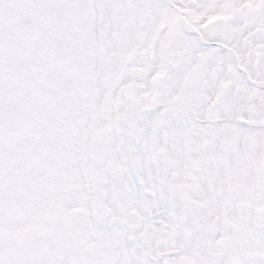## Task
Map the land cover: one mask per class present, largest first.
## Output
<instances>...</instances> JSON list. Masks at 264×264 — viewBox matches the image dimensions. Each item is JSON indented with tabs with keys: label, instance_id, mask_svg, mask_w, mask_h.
Wrapping results in <instances>:
<instances>
[{
	"label": "bare ground",
	"instance_id": "obj_1",
	"mask_svg": "<svg viewBox=\"0 0 264 264\" xmlns=\"http://www.w3.org/2000/svg\"><path fill=\"white\" fill-rule=\"evenodd\" d=\"M199 1L109 0L108 7L104 8L102 0H90L95 16L90 45L85 50L75 46L69 53H56L61 71L59 76L63 74V82L68 80L65 89L69 88L76 94L77 110L72 111L73 118L69 120V116L61 126L54 123L56 119L49 116L51 108L47 101L51 100L55 89L50 90L39 83L38 89L31 88V85L25 88L33 89V99H39L33 103L35 119L31 121L26 115V100H22L25 96L19 98L18 95L15 116L18 123L4 125L0 129V134H9L10 139L16 141L20 152V138L22 135L28 137L25 122L28 121L31 136L24 139L21 151L25 167L36 159L49 165L57 164L60 168L75 166L80 186L77 193L66 196L70 202L63 206V210L66 215L84 211L93 232L105 235L108 232L112 246L116 247L119 230L118 224L107 219L106 210L119 217L120 224L136 216L139 218V221L129 224L127 249L118 251L116 264H195L201 254V241L197 237L191 241L195 228L188 209L187 192L198 175L209 212L213 218L221 220V231L213 249L219 247L224 235L225 197L218 194L222 182H226L224 189H232L225 166L235 167L232 162L226 163L225 153L235 148V143L230 149L224 144L235 137L229 126L240 119L235 107L234 93L239 89L236 84L232 86L234 100L228 102L226 95L230 89V73L237 68L239 77L236 79L239 81L243 75L246 78V97L256 92L264 96V67L260 66L264 53V10L257 11L256 15L254 11L257 5L264 7V0H208L207 11L203 13L206 17H201L191 7L193 2ZM216 1H219L217 5L220 8H226L224 16L217 19L213 18ZM231 16L235 18L233 30L243 32L242 35L229 37L219 24L215 34L222 38L217 40L220 49L208 45L212 40L208 22L219 20L225 24ZM249 24L251 28L245 30ZM174 43H185V52L197 44V67L207 68L205 82L210 95L199 112L193 110L189 113L181 109L188 100L183 99L184 95L181 97L184 82L178 73L173 75L172 83L167 82L168 68H164V61L168 46ZM231 53L237 59V67ZM135 60L137 65H134ZM144 60H148L146 66ZM177 67L178 70L184 68L183 64ZM146 72L149 73L147 76ZM17 88L24 89L21 86ZM49 95L45 103L40 101ZM250 101L243 105L241 119L248 125L264 128V120L259 116L253 117ZM256 104L262 107L259 112L263 116L264 99L257 100ZM141 114L143 117L139 116ZM189 114L192 122L185 125ZM48 117L53 118L51 123ZM53 132L67 138L66 147L62 150L57 148ZM71 134L77 140V149L72 157L68 154ZM249 139L247 136L244 140L249 142ZM259 151L262 160L264 145ZM210 153L212 167L200 170L202 159H208ZM136 156L142 158L141 172L134 163ZM44 179H37L35 193L39 194V189L43 191ZM66 185L56 178L51 184L53 194L59 195ZM52 189L47 187V192L52 193ZM126 194L129 205H125ZM260 196V191H257L259 201L251 224L255 231H259L263 223ZM39 197L43 201V204L39 201L40 204H48L46 198ZM60 200L52 199L56 203ZM35 209L33 221L38 223L35 214L42 210L39 207ZM48 210L51 211L50 208ZM34 231L24 225V231L16 235L12 232L6 236L0 234V264H31L29 259L23 261L22 256L26 239L33 237L39 240ZM142 236L147 237L146 243L142 244ZM133 239L136 240L135 247ZM58 245L57 241H51L33 261L34 264L89 263L88 258H76L69 251H61ZM96 246L98 251H102L108 244L99 242ZM130 256L133 260L127 263L125 260ZM100 259V264H110L108 259Z\"/></svg>",
	"mask_w": 264,
	"mask_h": 264
},
{
	"label": "rangeland",
	"instance_id": "obj_2",
	"mask_svg": "<svg viewBox=\"0 0 264 264\" xmlns=\"http://www.w3.org/2000/svg\"><path fill=\"white\" fill-rule=\"evenodd\" d=\"M102 1L104 3L102 6L104 8H107L110 3L109 0ZM207 1L208 0H200L199 2H193L191 7L195 11H197L201 17H206V15H203V13L207 11L205 8L209 5ZM217 2L219 3V1H216V4L213 5L215 7L214 9L216 13L213 18L216 19L224 16L223 14L226 12V8H220L217 5ZM261 9L264 10V7H259V5L255 6V15L257 11ZM123 12L124 11H120V13ZM234 22L235 18H233L232 16L225 24L223 21L220 22L219 20L216 22L214 20L208 22L210 24L207 25V27L210 28V33L212 34V40L210 42L211 44L208 45L214 46L216 49H220L218 48L217 40L222 38L216 37L217 35L215 34L219 24L221 27H224V30L229 37L242 35L243 32L233 30ZM262 24H264V22ZM250 28L251 25L249 24L245 30H249ZM107 30L108 28H106L105 31L107 32ZM28 48L40 49V55L14 56L11 58L6 67L8 69V72H10L9 80L11 82L16 81V83L14 84L9 82L10 84L7 88L6 97H8L12 101L16 100L18 98L16 96L18 95H20L19 98L21 97V95L25 96L22 100H26L24 101L26 108L28 109L26 115L30 116V119L32 121L36 116L33 109V103H36V100L39 99H33L35 98V96L33 95V89L30 90L25 88L31 85V88L36 87L38 89V85L39 83H41V85L43 84L50 90L55 89L52 90L51 100H45L47 98H50L49 95L44 98L42 97L40 101H42L43 103L47 101L48 107L51 108V113L49 114V116L54 117V119H56L54 123L58 126H61L65 120L69 119V116H71L69 119L71 120V118H73L71 114L72 111L77 110L75 101L76 94L74 95V93L69 88L65 89L68 85V80H66L65 82L62 81L61 77L63 76V74L61 77L59 76L61 75V71L59 70V64L57 63L56 56L52 53L48 54L45 42H36L34 46H28ZM84 48L86 49L87 47L84 46ZM198 49L199 46L196 44L188 52H185V43L171 44L168 46L166 58L164 61V68H168L166 73V79L168 83H172L173 75L175 73H178L183 79L184 86L181 91V97L184 95L183 99L188 100V102L186 103V105H181V109L188 110L189 113H191L193 110L199 112V110H201L207 100H209L210 95V93H208V87L205 82L207 68L206 66L197 67L195 55ZM239 54L240 53L238 52V55ZM259 54L261 55V50L259 51ZM231 55L234 54L231 53ZM263 56L264 53L262 54V60L260 62L261 67H264ZM236 60L237 59L234 55L235 67H237ZM184 61L185 63H183ZM136 62L137 61L135 60L134 65H137ZM143 63L146 66L148 60H144ZM181 64H183L184 68L182 70H178L177 66ZM75 69L76 71L79 70L78 65H76ZM234 69L235 70L231 71L230 73V89H228L226 100H228V102L229 100H234L232 98L234 87L232 88V86L236 84L235 87H238L239 89L234 93L236 98L235 107L236 115L240 119H236L229 126V129L235 137L230 141H226L224 145L226 146L225 148L229 147L230 149L232 144L235 143V148H233L230 152L226 150L225 153L226 163L232 162L235 168L233 169L232 166L230 167L226 164L225 170L229 174V183L232 185V189H224L226 182H222L220 184V192L218 194L220 197H225V200L223 202L224 218L226 222L224 228L225 231L219 247L213 249L211 246L214 238L217 235V231L214 230L212 226L216 219L213 218V216L209 212L207 203L204 198V192L201 187V177L200 175H198L192 180L193 185L188 188L187 192V199L188 202L191 203V213L193 215L192 217L195 225V232L193 233V236H191V241L194 242L195 237H197L199 240L201 239V254L197 256L195 264H264V223L262 224L259 232L254 231L251 226L253 195L255 194V192L260 190L264 193V161L262 164H258V161L256 163V152L258 151L260 146L264 145V128L248 125L243 119H241L243 118V105L247 104L248 100H251L250 105L253 104L254 109L253 117L259 116L264 120V114L263 116H261V113L259 112L262 107H259L256 104L257 100H263L264 96H260V92H256L252 96L246 97V94H244V91L246 89V78L243 75V77L238 81V79H236L237 76L239 77L238 72H236L238 70H236L237 68ZM148 74L149 73L146 72L145 76H147ZM53 75H56V77H54ZM17 86H21L24 89L19 90ZM226 92L227 88L225 89V93ZM6 97L3 99H6ZM51 103L53 104L50 105ZM225 107L226 106H224V109ZM144 114H141L139 116L143 117ZM10 117H15L12 108ZM76 117L79 118V114H77ZM165 117L167 119V113ZM51 119L53 118L48 117L49 123H51ZM25 122L27 126L26 131L28 137L22 135L23 138H20V152L18 151V148L16 146H13L15 150H13L12 152L14 165L21 169L20 171L22 174L21 193L17 195V201H20L23 204L21 207H19L20 213H22V215H20V217H17L18 214L12 216L9 222L4 220V217L2 216L3 207L0 198V234L6 236L9 233V229H13V233L17 234L18 228L23 223L27 225L28 229H34V235L35 237H38L39 240L33 237L28 238L27 245L25 244V253L22 256L23 261H27L29 259L31 264H34L33 261L37 259L40 253L45 251V249L50 245L51 241H57V244H59L58 246H61V251H69V253H73L76 258H88L89 263L100 264V258L103 257L104 260L108 259L110 264H116V256L118 254V251L127 249V228L129 227V224H134V221H139V218L136 216L132 220H124L122 224H120V218H117V216L114 215V213H112L111 211L108 210L107 212L106 210L107 219H111L112 221H114L115 225L118 224L117 227L119 231L117 233V244L116 247H114L108 240V232H106V235L105 233L96 234L93 232V230L88 225L87 215L84 211H77L75 212V214L70 213L66 215L63 210V206L70 202L69 198H67L66 200V196L77 193V188L80 186L78 183V176L75 171V166L70 167L68 165L65 168H60L57 164L55 166V164L52 163L53 166L50 167V165L52 164L49 165L48 162L43 163L40 159H36L25 167L22 162L21 151L24 139H29V137L31 136L30 126L27 124L28 121L26 120ZM185 122V125H188L192 122L190 114L186 116ZM7 123L13 124L15 123V119L13 122L8 121L6 122V124ZM16 123H18L17 120ZM185 130L186 128L184 129V131ZM197 134L198 132H196V135ZM193 135H195V133H193ZM52 136L55 138L54 141L57 144L58 149L62 150L66 147L65 144L67 138L65 136L62 137L60 133L56 132H53ZM247 136H249L250 138L249 142L244 140ZM11 141L16 143L15 140ZM69 141L71 142L69 146V149L71 150L68 152V154H70L72 157L74 156V151H76L77 149V140L73 134H71ZM6 142H10V139H8ZM35 146L38 147V145ZM241 147H244L243 150H241ZM207 148H210L209 144L207 145ZM5 156L6 155H4V157ZM204 158L202 159V169L200 170L212 167L211 153L209 154L208 159ZM141 162L142 158L136 156L134 163L138 168V171L140 172L142 171ZM202 172L205 174L204 171ZM210 175L212 176V174ZM213 175H215V173H213ZM40 177H44L46 179L43 180V184H45L43 185V191L39 189L38 194L35 193V183ZM56 178H59L60 180L67 183L66 188L59 195L53 194L54 192L51 187L52 182ZM119 179L120 178H118V180ZM120 184L122 186V183ZM47 187H50L52 189V193L47 192ZM39 196L46 198L48 204H46L45 206L42 205L43 201ZM54 197L60 198V203L53 202L52 199H54ZM124 198H126L125 205H129V197L127 196V194L124 196ZM39 201H41L42 204H40ZM36 207H39L42 210L41 212L35 214V216L39 220L38 223H34L33 221V215L36 211ZM49 208L51 209V211L48 210ZM46 209L49 212L46 211ZM74 215L76 216L73 217ZM78 217L79 219H76ZM99 242L108 244V246H106L104 250L98 251L96 244ZM141 242L142 244L146 243L147 237L142 236ZM132 243L135 247L136 240L133 239ZM99 256L101 257L99 258ZM127 260H125L127 263L132 261V256L128 257Z\"/></svg>",
	"mask_w": 264,
	"mask_h": 264
},
{
	"label": "flooded vegetation",
	"instance_id": "obj_3",
	"mask_svg": "<svg viewBox=\"0 0 264 264\" xmlns=\"http://www.w3.org/2000/svg\"><path fill=\"white\" fill-rule=\"evenodd\" d=\"M92 28L90 0H0V129L12 119L11 108L17 116V100L6 97L8 85L16 83L9 80L6 67L11 58L40 55V49L28 46L42 41L48 54L69 53L75 46L90 45ZM0 140L1 191L9 177L6 167L12 163V156L7 135L0 134ZM22 205L17 197L13 198V213L17 217L22 215Z\"/></svg>",
	"mask_w": 264,
	"mask_h": 264
},
{
	"label": "water",
	"instance_id": "obj_4",
	"mask_svg": "<svg viewBox=\"0 0 264 264\" xmlns=\"http://www.w3.org/2000/svg\"><path fill=\"white\" fill-rule=\"evenodd\" d=\"M6 191H7V194H9L10 192H13V191H14V187L10 185V187L7 188ZM216 227H217V226L215 225V228H216Z\"/></svg>",
	"mask_w": 264,
	"mask_h": 264
}]
</instances>
